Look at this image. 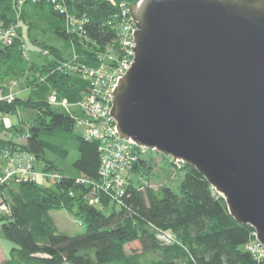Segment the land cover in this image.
Listing matches in <instances>:
<instances>
[{
  "label": "trees",
  "instance_id": "16d2710c",
  "mask_svg": "<svg viewBox=\"0 0 264 264\" xmlns=\"http://www.w3.org/2000/svg\"><path fill=\"white\" fill-rule=\"evenodd\" d=\"M121 1L139 0H64L70 13L87 18L86 35H80L70 32L67 12L51 0L22 4L0 0V29L18 24L19 35L10 45L0 42V87L6 79L16 78L31 88L26 98L0 100V113L38 110L28 126L6 127L0 119L1 132H11L7 139L0 136V152L33 153L37 163H44V171L62 175L52 186L31 179L1 185L10 208L8 214H0L2 229L14 243L1 264H264V257L259 259L245 248L256 239L255 229L233 218L225 198L192 165L178 167L171 157L147 148L145 154H160L180 182L174 187L166 181L159 188L131 182L120 205L108 195H103V207L89 204L84 194L89 188L76 182L84 175L101 179V141L79 132L74 117L51 105L48 95L56 90L59 98L74 103L89 91L90 82L76 68L99 65L100 54L117 36L110 18ZM21 23L28 25L33 44L49 49L46 62L38 64L24 56ZM34 31L41 39L34 37ZM56 40L62 48L50 43ZM19 136H25L24 143L15 140ZM72 148L78 156L61 170L59 160L68 158ZM146 157H139L135 169L142 165L144 174L151 175ZM53 209H66L80 218L86 232L64 233L51 216ZM162 232L173 233V242L161 241ZM133 241L139 242L141 252L128 253L126 245ZM144 253L159 257L144 262Z\"/></svg>",
  "mask_w": 264,
  "mask_h": 264
},
{
  "label": "water",
  "instance_id": "95a60500",
  "mask_svg": "<svg viewBox=\"0 0 264 264\" xmlns=\"http://www.w3.org/2000/svg\"><path fill=\"white\" fill-rule=\"evenodd\" d=\"M110 112L121 138L196 167L264 245V0H139Z\"/></svg>",
  "mask_w": 264,
  "mask_h": 264
},
{
  "label": "built area",
  "instance_id": "2783aa9c",
  "mask_svg": "<svg viewBox=\"0 0 264 264\" xmlns=\"http://www.w3.org/2000/svg\"><path fill=\"white\" fill-rule=\"evenodd\" d=\"M24 1L33 2L39 0H17L19 4L24 3ZM51 1L55 3L60 11L67 12L68 29L70 32L86 35L84 30V26L88 22L86 17L70 13L63 6L64 0ZM118 9L110 18V23L117 30V36L100 54L99 65H83L76 68L90 82L89 91L83 98L74 103L69 102L67 98H59L56 90L48 95V101L51 105L62 108L74 117L76 120L75 128L79 132L89 139L95 138L101 141V179L92 180L85 175L75 179L80 185H86L89 188V191L84 193L88 203L99 207H103V195L110 196L112 203L116 205L121 204L128 185L133 182L131 178H128L129 174L127 172L135 168L137 162L140 161L139 157L141 153L146 149L135 144L132 139L121 138L117 121L110 114L113 108V91L117 87L119 79L132 66L135 57L133 47L136 46V40L134 39L137 27L134 19L131 17L129 3L121 1ZM17 27L18 24H12L9 27L3 26L0 29V42L5 45L12 44L14 38L19 36ZM24 56L29 58L26 45H24ZM2 92L3 89L0 90V100L12 101L15 98L12 94H3ZM3 122L6 127L13 125L7 114L3 117ZM6 154L13 158L14 166L8 167L0 175V208L8 210L9 213L10 208L8 209L7 202L1 194V185L8 181L36 180L35 167L38 163L36 156L30 152L28 153L19 149H7ZM172 161L178 167L184 164L182 160L178 161L172 158ZM42 174L51 183H56L62 177L60 173L53 170L48 172L43 171ZM138 180L143 184L146 183L140 174ZM168 236L171 238L169 241L163 240L162 237L166 238ZM159 238L163 242L171 243L174 236L173 233L162 232L159 234ZM245 248L259 259L264 257V245L257 238L248 243Z\"/></svg>",
  "mask_w": 264,
  "mask_h": 264
},
{
  "label": "rangeland",
  "instance_id": "374dc122",
  "mask_svg": "<svg viewBox=\"0 0 264 264\" xmlns=\"http://www.w3.org/2000/svg\"><path fill=\"white\" fill-rule=\"evenodd\" d=\"M21 25V24H20ZM22 38H23V44L26 45L27 51L29 52V59L31 61H34L35 63L42 64L46 62L47 57L50 56V51L49 49H43L41 46L37 45L38 43L35 42L34 44L32 43L30 36L28 34V25L25 23H22ZM34 37L37 36L38 39H41V35L35 34L34 31ZM50 37L45 36V39H48ZM51 44L57 45L60 48H62V44L59 41H53L50 42ZM46 52V53H45ZM84 77V76H83ZM3 89V94H12L13 97L16 98V96H19L21 98H26V96L29 94L31 91V88L27 87L24 83V79H6L4 83L2 82V87H0V90ZM14 98V99H15ZM16 113L13 114H7V116L10 118V121H12L13 125H25L28 126V124L32 123L38 115V110L27 107V108H22L18 109ZM0 119L3 120L4 115L0 113ZM1 126V125H0ZM0 136L4 137L7 139V137H11V132H6L2 133L0 130ZM25 136H19L15 140L19 142H25ZM147 149H145L140 157L147 156V164H151V170L150 173L151 175L144 174L146 172V169L141 170L139 165L137 169L133 168L131 171H128L127 173L129 174L128 178H131V181L134 183L140 182L139 179V174L144 178L146 183L145 185H151L155 188H159L162 183H165L166 181L169 182V184H172L173 186L177 183L180 182V179L178 176H176V172H172L171 169H167L165 166V163L163 161V158L161 157L160 154H155V153H146ZM78 156V151H76L74 148L71 149V154L68 158L65 160H59L61 163L60 169H66L72 164V161ZM13 158L6 154V151L0 152V175L4 173L8 167L14 166L13 164ZM43 164L41 161L40 163L37 164L35 167L36 173H35V178L36 182L38 185H50L52 186L53 182L51 183L50 181L47 180L44 174H42L43 170ZM145 164L144 166H146ZM136 167V165H135ZM65 171V170H64ZM48 172V171H46ZM143 173V174H142ZM141 183V182H140ZM175 187V186H174ZM1 194L4 200H6V196L3 194V189L1 188ZM9 199V197H7ZM8 209H9V204L8 200H6ZM51 216L55 218L57 226L65 233L75 236V234H83L86 232V226L82 223L81 219L73 216L70 214L66 209H53L51 212ZM0 214H8V210H3L0 208ZM2 223L3 221L0 220V259L1 256L4 255V257H8L10 253L11 247L14 245V243L10 240H8L5 236L4 229H2ZM163 240L169 241L171 238L168 236L166 238L162 237ZM166 243V242H165ZM127 246V251L128 253H131L133 251L136 252H141V245L139 244L138 241H133L130 242ZM142 260L144 262H150L152 259L158 258L159 255L156 253H144L142 255Z\"/></svg>",
  "mask_w": 264,
  "mask_h": 264
},
{
  "label": "crops",
  "instance_id": "0c3cea01",
  "mask_svg": "<svg viewBox=\"0 0 264 264\" xmlns=\"http://www.w3.org/2000/svg\"><path fill=\"white\" fill-rule=\"evenodd\" d=\"M21 24H22V23H21ZM6 259H7V257L5 258V257H4V255H3V256H1V259H0V264H1V262H2V261L6 260Z\"/></svg>",
  "mask_w": 264,
  "mask_h": 264
}]
</instances>
